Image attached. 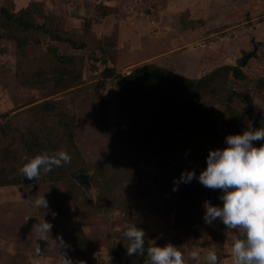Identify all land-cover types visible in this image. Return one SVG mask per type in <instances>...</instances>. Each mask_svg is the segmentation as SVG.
<instances>
[{
	"label": "rangeland",
	"instance_id": "374dc122",
	"mask_svg": "<svg viewBox=\"0 0 264 264\" xmlns=\"http://www.w3.org/2000/svg\"><path fill=\"white\" fill-rule=\"evenodd\" d=\"M28 4L25 18L51 30L49 35L23 30L3 14H17ZM142 65L182 80L204 79V88L171 92L165 100L150 83L127 85L123 79ZM224 67L237 68L243 77ZM61 73L67 75L63 88L55 86ZM259 81L264 0H0V149L8 150L0 158V264H63L64 255L77 264L71 222L86 238L76 240L80 253L99 264L137 263L121 250L112 254L117 245L127 248L124 231L133 222L144 230L147 247L171 242L189 264H203L204 254L214 250L217 264H232L235 229L218 218L203 221V201L222 204L220 190L194 178L174 191L173 179L182 170L198 174L208 150L223 147L229 132H240L249 121L264 127ZM131 103L147 106L154 117L148 122L144 112L134 130L136 109L127 135L150 125L153 136L142 159H129L134 170L118 171L127 179L116 176L110 185L123 189L125 211L103 199L97 203L105 204L102 210L90 211L84 200L97 201L100 183L82 191L59 184L56 203L52 186L20 179L25 158L38 153L41 139L53 131H68L85 164L109 163V146L118 142L117 125H124L123 110ZM171 106L168 119L160 112ZM9 155L16 164L6 161ZM162 164L169 176L165 187L158 186ZM43 192L47 209L34 204ZM43 219L52 223L49 233L38 231ZM193 248L200 261L188 257Z\"/></svg>",
	"mask_w": 264,
	"mask_h": 264
},
{
	"label": "clouds",
	"instance_id": "9594fccd",
	"mask_svg": "<svg viewBox=\"0 0 264 264\" xmlns=\"http://www.w3.org/2000/svg\"><path fill=\"white\" fill-rule=\"evenodd\" d=\"M254 141H260L257 146ZM21 167L23 176L37 178L48 173L53 166L68 163L70 154L64 149L42 151L26 157ZM197 179L203 186L219 189L218 199L222 204L203 201V221L211 224L217 218L232 233V264H264V127H253L249 121L238 133L224 137V146L209 149L205 157V166L197 172L195 169L182 170L178 178L173 179V190L179 184ZM37 208L47 209L48 201L44 192L34 200ZM41 233H49L52 223L45 219L37 226ZM129 243L128 255L145 253V232L133 222L124 231ZM63 244V241H61ZM146 264H189L180 248L171 242L157 245L154 241L147 247ZM188 257L200 261L201 253L193 248ZM217 254L208 250L203 256V264H217ZM63 264H72L64 255Z\"/></svg>",
	"mask_w": 264,
	"mask_h": 264
},
{
	"label": "trees",
	"instance_id": "16d2710c",
	"mask_svg": "<svg viewBox=\"0 0 264 264\" xmlns=\"http://www.w3.org/2000/svg\"><path fill=\"white\" fill-rule=\"evenodd\" d=\"M30 4H34L35 2H31ZM30 4H28L26 7H23L19 10V13L17 14H10L7 15L4 10L3 14L4 16H8L11 22H13L16 26L21 27L23 30L26 31H33L37 30L41 33L48 34L52 32L48 28H42L36 25L34 22L29 21L25 17L28 16V11L32 7ZM47 29V30H46ZM50 31V32H49ZM22 43V42H21ZM60 59H67L64 57H59ZM225 71H232V74L235 78L240 79L243 77V74L240 73L237 68L232 67H224ZM64 73V72H63ZM61 73L59 75V78H57L55 81V86L63 88L66 86V79L64 78L63 74ZM63 74V75H62ZM67 76V75H65ZM123 80L126 81L127 85L134 86L139 82H147L150 83L151 86H155L156 89H158L157 94L160 92V96L165 100H170L172 98H167L168 93L177 91H184L188 92V94L194 93L193 90L199 91L200 88H204L202 85L205 84V80H195V81H187L185 79H181L178 76L175 75L170 70H164L157 66H148V65H142L137 68H135L128 76H126ZM139 81V82H138ZM203 81V82H202ZM149 84V85H150ZM261 84L264 85V81H259L258 87H261ZM187 86L188 91L185 89ZM156 94V93H155ZM137 110H143L146 114V117L148 118V122L153 120L154 114L151 112V110L145 106H136L135 104H132L125 108L123 110L124 112V125L118 124V130L116 131V142L117 143H111L109 146V163L107 164L100 163V164H85L83 161V157L80 154L79 150L75 146L74 142L71 140V136L68 133V131H53L46 134V137L41 139V144H38V150L40 152L42 151H54L57 149H64L66 150L70 156L71 159L68 163H62L60 166H53L52 170L48 173H41V175L37 178L32 179H39L42 182L49 184L52 186L53 191L55 192L54 195V201L57 203L58 198V190L57 185L61 184L63 186H67L68 189L71 191L79 190L82 191L81 188H85L86 186H89L91 184H99L100 186L98 188V194H97V201L95 203L90 202L89 200H84L89 206L90 211H96L94 209H98V211L102 210L105 206L104 203L97 204L100 202V200H104L105 203H107V206L111 209L116 208L122 211L126 210V199L124 198V195L122 194L123 189L119 186L113 188H110V185H116L114 181L116 176L118 178H121L123 180H126L128 177H125L123 174L125 171L118 173V171L121 169L122 166L129 167L132 170L134 168L132 167L131 163L129 162L130 158H133V161L142 159L143 155L145 154V144L150 140V138L153 136V129L152 127L145 125L143 126L144 130L142 134H129L127 133L132 128L131 122L135 118V112ZM161 114L164 116H167L168 119L172 118V106L165 110L161 111ZM61 131V130H60ZM52 133V135H51ZM232 134V131L229 132ZM60 134V135H59ZM6 150L4 147L0 149V158L1 156L4 157ZM36 153V154H38ZM34 154V155H36ZM142 156V157H141ZM14 158L9 155V157H6V161L8 163L16 164V161L13 162ZM0 164H4V160H0ZM167 168L165 164H162L159 168L160 173H162L160 177V182H158V186L165 187L167 184V180L169 178L168 173L165 170ZM24 181L30 180L26 176H23L20 178ZM120 179V180H121ZM3 180H0L1 184H4L2 182ZM84 186V187H83ZM170 192V191H169ZM83 193V192H82ZM163 193V192H162ZM161 193V195H162ZM172 202V192H170ZM79 207V205H78ZM82 210H79L78 214L82 215ZM84 213V212H83ZM70 228L72 235L74 237L73 239V250L75 251V256L77 258V264H99L98 260L96 258L90 259V254L88 253L86 256L80 253V250L78 249L79 246L76 244V240L79 239L80 242L86 240L83 231L79 224L77 223H70ZM82 240V241H81ZM145 247V253L141 255L140 253H135L133 255H130L132 260L138 259L137 263L134 262H128L124 264H146L147 261V253ZM38 248H40V243L38 245ZM118 250H121L122 252H126V247L117 245L114 250H112V254L116 255V252Z\"/></svg>",
	"mask_w": 264,
	"mask_h": 264
},
{
	"label": "water",
	"instance_id": "95a60500",
	"mask_svg": "<svg viewBox=\"0 0 264 264\" xmlns=\"http://www.w3.org/2000/svg\"><path fill=\"white\" fill-rule=\"evenodd\" d=\"M247 57V55H246ZM243 62V60L241 61V63ZM144 120V111L143 110H138L137 113V119L134 122V130L138 129V127L140 126L141 122Z\"/></svg>",
	"mask_w": 264,
	"mask_h": 264
}]
</instances>
